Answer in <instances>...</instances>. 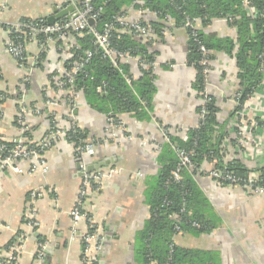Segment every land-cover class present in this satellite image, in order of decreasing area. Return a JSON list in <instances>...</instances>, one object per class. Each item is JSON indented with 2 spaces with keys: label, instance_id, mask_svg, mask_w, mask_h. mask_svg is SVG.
<instances>
[{
  "label": "crops",
  "instance_id": "crops-1",
  "mask_svg": "<svg viewBox=\"0 0 264 264\" xmlns=\"http://www.w3.org/2000/svg\"><path fill=\"white\" fill-rule=\"evenodd\" d=\"M76 2L0 0V92L6 95L0 104V139H26L22 135L23 129L29 128V140H40L49 127L45 117L35 113L23 115L19 109L33 105L40 113L44 108L41 96L51 97L58 93L62 98L55 97L59 104L51 108L58 125L69 130L72 124L77 125L87 131L88 138L95 145L92 156L80 155L72 142L58 138L43 153L47 163L45 171L29 173L28 161L20 163L23 170L20 173L0 167V252L19 231L27 238L20 246L14 264H82L84 244L81 236L91 231L95 239L91 241L90 256L98 264H140L135 258L134 241L136 232L149 217L144 192L146 178L156 175L160 167L156 162L159 146L164 142L160 126H166L169 133L183 137L185 130L195 127L199 121L195 109L201 100L191 86L195 71L185 63L187 37L182 28H172L165 32L163 42L154 44L157 54L152 117L139 121L129 113L120 114L118 121L122 136L112 137L105 131L103 113L83 105L72 108L69 115L67 106L62 105L64 95L52 88H44L48 82L47 72L54 71L59 64L55 43L44 44L46 64L43 61L40 65L35 59L40 45L26 43L25 67L19 66L4 48L7 34L4 25L23 17H43L47 22L56 10ZM55 22L58 20L53 24ZM195 27L218 37L236 36L235 29L225 19H214L205 27L196 21ZM210 64L205 93L215 98L219 108L217 118L223 121L236 105L237 68L235 60L223 52H215ZM130 71L134 77L139 75L135 61L131 62ZM22 83L27 84L26 88ZM243 111L241 123L246 128L250 127L252 119L264 118V79L261 87L244 103ZM251 131L249 129L246 136ZM127 134L130 139L125 137ZM263 135L262 131L256 135L262 146L261 152H264ZM255 150L256 147L244 146L243 152L250 158L244 164L250 168L263 162ZM107 159L111 161L86 171L107 172L101 185L90 182L85 187L83 165L87 168ZM193 178L209 198L219 221L207 233H175L173 243L215 253L219 264H264V192L219 186L206 175L196 174ZM81 189L86 190L84 195ZM33 191L41 194L32 198ZM77 205L85 218L74 226L70 211ZM31 210L35 212L36 223L30 226L25 216ZM96 242L99 249L95 248ZM40 243L46 245L42 255H38Z\"/></svg>",
  "mask_w": 264,
  "mask_h": 264
},
{
  "label": "trees",
  "instance_id": "trees-1",
  "mask_svg": "<svg viewBox=\"0 0 264 264\" xmlns=\"http://www.w3.org/2000/svg\"><path fill=\"white\" fill-rule=\"evenodd\" d=\"M249 1L258 12L256 16L247 12L243 0H91L92 11L99 14L92 25L88 23L89 26L99 33L110 27L109 46L119 52H126L131 58L115 59L105 55L103 48L96 43L93 32L88 28L82 30L81 36L67 32L73 35L72 41L68 40L71 47L67 52H61L59 49L64 43L62 39L55 42L59 64L54 71L47 72L48 82L43 87L52 88L64 95L62 105L67 106L69 115L77 104L75 108L85 105L89 109L103 113L106 118L111 116L118 120L120 114L129 113L135 119L143 121L152 117L151 101L155 91L152 63L156 60L157 54V50L153 48L154 44L163 42L165 32L172 28H182L186 33L185 63L192 66L195 71L191 86L201 100L195 109L196 113L198 117L201 113L202 116L195 127L185 130L183 137L167 133L169 142L164 141L159 146L156 162L160 167L156 175L146 178L144 192L149 217L144 226L136 232L134 241L135 258L140 264H219L215 253L180 247L172 240L173 235L177 233L176 225L179 226L180 232L198 235L211 231L219 221L209 198L193 178L196 174L204 173L202 166L209 169L210 163H214L216 169L227 170L240 179L256 172L258 179L254 185L264 187V165L248 168L240 159L224 161L225 141L229 140L235 145V139L229 137L227 124L239 114L246 100L261 87L264 79V0ZM77 7L82 9L80 4ZM121 14L139 20L147 27V34L123 29L115 21L116 16ZM214 19L227 20L235 29V38L218 37L195 26L185 25L187 22L195 25L198 21L205 27ZM20 20L31 22L37 27L48 24L43 17L35 19L23 17ZM65 20L67 19L63 17L58 19V22L62 23ZM3 27L6 29L8 26ZM29 37L27 33H12L8 38L15 43H22L24 52L22 59L18 61L24 67L28 42L42 44L43 49L40 48L41 51L35 59L39 65L45 59L44 44L48 36L41 32L35 38ZM52 38L56 39V34H52ZM215 52H223L233 58L237 68L239 89L235 98L236 105L223 121L217 118L219 108L215 98L204 95L206 82L204 70L210 68V61ZM87 53H90V56H87ZM133 57L138 58L133 60ZM138 59L145 60L149 66L143 67ZM205 60L209 62V66L207 63L203 64ZM15 61L17 63V60ZM133 61L139 70L137 77L130 71ZM60 71L71 73L69 76L59 75ZM56 75L59 76L54 80L53 76ZM68 78L71 82H68ZM22 85L26 88L27 84ZM5 96L0 92V104ZM55 97L62 98L58 93L51 97L42 95L41 102L44 104L42 112L39 113L33 105L24 106L27 110L25 115L42 114L49 127L58 124L55 114L51 111V108L56 107V103L57 106L59 104ZM259 124L264 126V120ZM72 126L64 138L72 142L75 148L91 140L86 130L75 124ZM163 128L166 132L167 127ZM28 129L24 128L22 135L26 136L24 139L27 146H33L39 140L30 141ZM0 144L6 146L0 154L7 155V150L13 143L0 139ZM53 144L54 142L45 151ZM175 149L188 155L191 167L179 164ZM176 169L179 173L178 179H174L173 176ZM91 264L98 262L93 260Z\"/></svg>",
  "mask_w": 264,
  "mask_h": 264
},
{
  "label": "built area",
  "instance_id": "built-area-1",
  "mask_svg": "<svg viewBox=\"0 0 264 264\" xmlns=\"http://www.w3.org/2000/svg\"><path fill=\"white\" fill-rule=\"evenodd\" d=\"M91 0H77L76 3L73 4L74 10L70 15V18L67 20L63 21L62 23L60 22H55L52 25H44L41 27L35 26L31 22H23L21 20H17L15 22L7 24L6 28V39H5V50L14 57L15 60H17V63L19 66H21V62L18 60L22 59L23 52H24V47L22 43L18 42L15 43L8 38L10 37V34L15 33L18 30H23V31H18L16 32L17 34L24 33L30 35V39L35 38L36 35L39 33H44L48 36V39H46V43L48 42H57L59 39H62L64 41L63 44L59 46V49L61 52H67L68 49L71 47L68 43L69 41H72L71 39L73 38V35L67 32H74L77 36L82 35V30L85 28H88L90 31L93 32L95 41L96 43L101 46L104 50V54L107 56H110L111 58H121L125 57L126 59H130L131 57L126 53V52H119L118 50H115L113 47L109 46V32H110V27H106L102 33H99L91 26L88 24V19H92L93 21L96 20L97 15L99 14L98 12H93L92 11V6L90 4ZM80 4L82 6V9L78 8L77 5ZM243 6L247 10V12L251 13L253 16H256L258 12L255 10V8L252 6L249 0H243ZM141 13V12H140ZM146 13V12H145ZM148 14V13H146ZM147 16V15H146ZM115 21L123 28V29H132L135 32L139 33H144L147 34L148 29L145 25H143L139 20L136 19H131V17L127 14H121L117 15L115 18ZM1 24V21H0ZM186 26H192L194 27L195 25H191L190 22H187L185 24ZM67 33V34H66ZM52 34H56L57 38H52ZM8 35V36H7ZM18 36V35H17ZM51 36V37H49ZM43 45H40L41 50ZM40 50V51H41ZM60 52V53H61ZM64 54V53H62ZM87 56H90V53H87ZM138 57H133V60H136ZM140 62V64L144 67L147 66L148 64L145 62V60H137ZM207 63L209 66L208 61H203V64ZM153 66L155 65L152 63ZM149 66V65H148ZM74 70V69H73ZM206 73V82H205V87L207 84V74L209 73V67L204 70ZM71 73L68 71H64L59 73V75L64 74L65 76H69ZM59 75L53 76V79L56 80ZM68 82H71V79L68 78ZM238 94V93H237ZM204 95L205 97H208L205 93L204 90ZM55 104V103H53ZM57 106V103L55 104ZM77 106V104H76ZM75 106V107H76ZM74 107V108H75ZM244 107V105H243ZM19 112L22 113L23 115L26 114L27 110L25 109L24 106H21L19 109ZM244 115L243 108L239 112L238 115L234 116L231 120H229L227 124V128L229 129V132L232 133L233 140L235 139V145H232V143L227 140L225 141V156H224V161H229L233 158L235 159H240L243 163L246 162V160L250 159L246 156V154L243 152L244 146L246 148H252L256 147V150L254 153L256 155H261L262 156V163L257 164V167H260L264 165V152L262 151V146L260 145L258 141L257 132L262 131L264 134V126L262 124H259L261 120H264V118H254L252 119L251 125L249 128L244 127V125L241 123V120L243 119L241 116ZM202 116V113L199 115V117ZM160 126V125H159ZM73 127V126H72ZM160 129L162 130L163 133V141L169 142V139L167 137L168 131L165 132L163 126H160ZM249 129L252 130L251 134H248L246 136V133H250ZM69 129H63L60 127L58 124H55L54 126H50L46 132L42 135V138L36 142L35 145L33 146H27V143L25 142V139L23 138H17L13 139L11 142L13 143L12 147L9 148L8 154L5 156H2L0 154V167L1 168H8L10 170L16 171V172H23L20 163L24 161L30 162V167L29 173L36 172V171H45L46 170V160L43 156V152L45 149L51 146V144L58 138H64L66 135V132ZM122 126L118 120H115L111 116L106 118V124H105V131L109 132V134L112 137L118 138L119 135L122 136ZM126 138L130 139L131 136L127 134L125 136ZM263 141H264V135ZM6 149V146L4 144H0V151ZM177 152V155L179 157V164L180 165H186L188 167H191V161L188 157V155L179 149H175ZM76 151L80 155H86V156H92L95 152V145L93 140H88L85 142L84 145L78 146L76 148ZM251 154H253L251 152ZM250 154V156H251ZM2 156V157H1ZM250 162V161H249ZM248 162V163H249ZM211 168L205 169L204 166H202L203 174L211 179H213L219 186H226V187H234L238 186L241 189H244L246 191H254V190H261L264 192V187L260 186H255L254 182L255 180L258 179V173H250L246 178L240 179L236 176H234L231 172L227 170H222V169H216L214 167V163H210ZM256 165V164H255ZM246 167H248L246 165ZM250 168V167H248ZM82 170L84 172V180L83 184L85 187L89 186L90 182H96L99 186L102 183L103 178L107 175V172H102L100 170H96L94 172H86V167L83 165ZM110 172L112 171L111 169L109 170ZM109 172V173H110ZM174 179L179 178V173L178 169H176L173 172ZM225 182V184H223ZM86 190L81 189V194H85ZM41 193L39 191H33L31 194V197L34 198L35 196H39ZM70 215L72 217L73 225L75 226L77 222L80 219L85 218V214L81 211V208L79 205L74 207L70 211ZM176 217V215L174 216ZM26 223L28 225H34L36 223L35 221V212L34 210H31L30 214H27L25 216ZM1 225V224H0ZM195 225V223H193ZM175 230L177 233L180 232V228L178 225L175 226ZM26 235L23 232L16 231L13 235L12 241L9 243V245L3 249L0 252V264H14V262L17 261L19 251H20V246L23 244L24 239H26ZM95 237L91 233V231H86L84 234L81 236V240L83 242V249H82V264H91L93 259H91L90 256V251H91V241L94 240ZM45 243H40L39 244V253L38 255H42V252L45 250ZM96 249H99V243L96 242Z\"/></svg>",
  "mask_w": 264,
  "mask_h": 264
},
{
  "label": "water",
  "instance_id": "water-1",
  "mask_svg": "<svg viewBox=\"0 0 264 264\" xmlns=\"http://www.w3.org/2000/svg\"><path fill=\"white\" fill-rule=\"evenodd\" d=\"M73 10H74V8H73L72 4L67 5L65 8H63V9H61L59 11L56 10V13L54 15H51V16H49L47 18V23L51 25V24H53V22L55 20H58V19L63 18V17L68 19V18H70V15L73 12ZM88 23L92 25L93 24V20L92 19H88ZM109 161H111V159H107L104 162H100L98 164H95L94 166H92V165L91 166H87L86 171H92L95 168L103 166L104 164L108 163Z\"/></svg>",
  "mask_w": 264,
  "mask_h": 264
},
{
  "label": "rangeland",
  "instance_id": "rangeland-1",
  "mask_svg": "<svg viewBox=\"0 0 264 264\" xmlns=\"http://www.w3.org/2000/svg\"><path fill=\"white\" fill-rule=\"evenodd\" d=\"M13 22H15V21H13ZM18 31H23V30H18ZM18 31H16V32H18ZM16 32H15V33H16ZM24 33H25V32H24ZM7 36H8V35H7Z\"/></svg>",
  "mask_w": 264,
  "mask_h": 264
}]
</instances>
